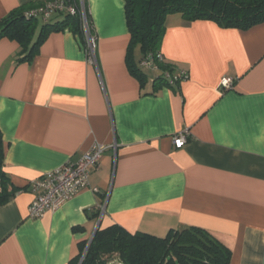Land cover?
I'll use <instances>...</instances> for the list:
<instances>
[{
  "label": "crops",
  "instance_id": "1",
  "mask_svg": "<svg viewBox=\"0 0 264 264\" xmlns=\"http://www.w3.org/2000/svg\"><path fill=\"white\" fill-rule=\"evenodd\" d=\"M46 1L0 0V21ZM87 3L97 64L69 30L24 61L17 41L0 38L2 170L13 185L0 206V264H72L115 224L157 236L202 227L231 249L230 264H264V21L241 29L168 15L160 52L175 72L188 71L172 83L169 70L141 65L139 47L142 79L130 71L124 0ZM226 76L235 82L222 91ZM184 129L188 142L176 148ZM96 142L108 148L90 186L31 218V181Z\"/></svg>",
  "mask_w": 264,
  "mask_h": 264
},
{
  "label": "trees",
  "instance_id": "2",
  "mask_svg": "<svg viewBox=\"0 0 264 264\" xmlns=\"http://www.w3.org/2000/svg\"><path fill=\"white\" fill-rule=\"evenodd\" d=\"M130 30L127 61L130 71L142 79L133 58L139 47L143 57L154 59L160 52L166 32L168 15L180 13L188 21L214 20L224 27L246 29L264 21V0H124ZM45 2H29L13 10L0 21V38L8 37L20 45V61L30 60L52 32L69 30L85 42L81 17L55 13L48 19L27 12ZM86 4L88 6L87 0ZM160 68L174 71L166 61ZM6 144L0 130V206L12 194V185L2 170ZM13 186V185H12ZM82 245V251L72 264H109L117 255L123 264H230L231 249L207 229L191 226L171 229L165 236L132 233L120 225L98 229L92 242ZM87 247V248H86ZM86 252L84 254V251Z\"/></svg>",
  "mask_w": 264,
  "mask_h": 264
},
{
  "label": "built area",
  "instance_id": "3",
  "mask_svg": "<svg viewBox=\"0 0 264 264\" xmlns=\"http://www.w3.org/2000/svg\"><path fill=\"white\" fill-rule=\"evenodd\" d=\"M55 13L78 14L81 17L88 59L90 62L97 64V38L93 33L86 0H48L44 5L27 12V15H37L43 17V19H48ZM158 61H165L161 52L157 53L156 59L151 55L143 57L141 65L154 71H159L160 66ZM167 77L172 83L178 82L188 77V71L184 69L177 70L176 72L168 71ZM234 82L235 79L233 77L226 76L220 81L219 87L222 91L231 89ZM189 137V129L176 133L173 137L174 146L176 148L184 147ZM107 148L104 144L96 142L89 151L76 161L64 163L53 171L47 172L31 181L30 188L34 194V198L29 206V216L31 218H41L46 212L61 208L66 202L88 188L90 186V174L92 170L99 166L101 157ZM93 190L98 192L97 188ZM105 210L106 203H102L99 212L100 217L104 214ZM85 252L86 249L84 254Z\"/></svg>",
  "mask_w": 264,
  "mask_h": 264
},
{
  "label": "rangeland",
  "instance_id": "4",
  "mask_svg": "<svg viewBox=\"0 0 264 264\" xmlns=\"http://www.w3.org/2000/svg\"><path fill=\"white\" fill-rule=\"evenodd\" d=\"M109 264H123V263H121L117 255H114L112 258H110Z\"/></svg>",
  "mask_w": 264,
  "mask_h": 264
},
{
  "label": "water",
  "instance_id": "5",
  "mask_svg": "<svg viewBox=\"0 0 264 264\" xmlns=\"http://www.w3.org/2000/svg\"><path fill=\"white\" fill-rule=\"evenodd\" d=\"M95 235V234H94ZM94 235L91 237V239L89 240V242H88V246H89V244L92 242V240H93V238H94ZM87 246V247H88ZM79 264H81V260H80V263Z\"/></svg>",
  "mask_w": 264,
  "mask_h": 264
}]
</instances>
